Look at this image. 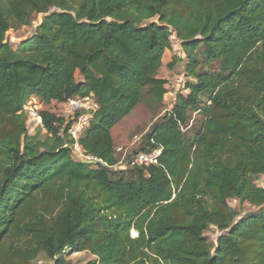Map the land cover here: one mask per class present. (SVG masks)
Here are the masks:
<instances>
[{
  "label": "trees",
  "instance_id": "obj_1",
  "mask_svg": "<svg viewBox=\"0 0 264 264\" xmlns=\"http://www.w3.org/2000/svg\"><path fill=\"white\" fill-rule=\"evenodd\" d=\"M38 14L31 37L5 41ZM172 34L194 80L146 135L144 150L162 149L157 164L125 178L112 128L144 93L163 101ZM89 93L98 109L78 143L94 165L74 159L61 114L40 110L28 133L30 97L58 105ZM190 112L202 119L188 137ZM260 175L264 0H0V264H264ZM229 199L255 211L240 215ZM210 226L223 232L214 252Z\"/></svg>",
  "mask_w": 264,
  "mask_h": 264
},
{
  "label": "rangeland",
  "instance_id": "obj_2",
  "mask_svg": "<svg viewBox=\"0 0 264 264\" xmlns=\"http://www.w3.org/2000/svg\"><path fill=\"white\" fill-rule=\"evenodd\" d=\"M44 14L35 15L29 25H23L18 28L9 29L5 35V41L8 42L13 48H16L17 45L28 39L34 33L35 27L39 24L40 20ZM157 21V18L148 20L147 22ZM171 49L166 52L163 57V63L159 70V76L165 78L168 82L167 93L163 97L162 102H158L147 96L145 93L142 96L139 104L133 109L128 115H126L121 121L120 124L115 127L112 131V136L115 139V148L121 146L123 150L128 152V156H132L135 152L144 150L149 145H147L146 135L152 131L154 125L158 124L163 116L166 114L176 102L178 94H186L187 90L185 89V84L188 80H194L193 78L186 75L185 66L187 63V58L185 53L182 51L179 40L172 34L171 37ZM203 69L208 71H218L219 65L217 62H205L201 66ZM77 81L81 80L79 72L75 74ZM37 105L38 110L48 109L57 114H61L63 107L57 104L50 103L49 105H44L40 103V99L36 98V102H33ZM190 118L188 124L192 123L191 127L184 130L183 132L189 137V135L194 134L196 131L195 128L201 123L202 115L201 113L190 112ZM193 119V122H192ZM39 125L37 122L29 118L27 120V130L29 134H34L36 128ZM116 126V125H115ZM41 134L44 135L45 131L41 129ZM134 136H138L136 142H132ZM119 140V141H117ZM72 154L75 160H80L83 162H90L91 165H94L92 160H87L85 157L80 156L74 148H72ZM117 160L122 157V153H116ZM116 170L120 167L115 168ZM125 178L132 176L130 167L126 171H122ZM255 183L264 187V176L260 175L256 177ZM229 205L236 209L240 215L247 214L249 212L255 211V208L248 203H241L238 199H229ZM241 218L237 217L234 224ZM229 231L226 230L224 233ZM221 232L215 226H210L204 231V237L209 243L211 250L214 252L215 247L217 246V240ZM135 232L131 231V236H135ZM73 261L77 259L90 260L94 257L89 253H81L79 255L68 257ZM42 261H46L45 258H40Z\"/></svg>",
  "mask_w": 264,
  "mask_h": 264
},
{
  "label": "built area",
  "instance_id": "obj_3",
  "mask_svg": "<svg viewBox=\"0 0 264 264\" xmlns=\"http://www.w3.org/2000/svg\"><path fill=\"white\" fill-rule=\"evenodd\" d=\"M38 99V98H37ZM36 102V96L30 97L25 105L24 110L28 113L29 118L37 122L38 125L41 124V118ZM41 103V102H40ZM62 106L61 115H63L68 126V135L72 140L71 147L79 152L80 156L85 157L87 160H96L91 156L84 155L81 146L78 143L79 137L84 133V131L90 126V123L94 117L95 112L98 109V104L92 95L89 93L83 96H73L69 98L66 102L58 104ZM138 136H134L132 142H136ZM161 147H155L148 150H141L135 152L131 157L128 156V152L123 150L121 146L115 148V154L122 153V157L117 160V163L113 168L120 167V169H126L127 167L137 166V167H148L149 165L157 164L158 158L161 154ZM79 252H73L71 256L79 255ZM38 261L37 264H40Z\"/></svg>",
  "mask_w": 264,
  "mask_h": 264
},
{
  "label": "crops",
  "instance_id": "obj_4",
  "mask_svg": "<svg viewBox=\"0 0 264 264\" xmlns=\"http://www.w3.org/2000/svg\"><path fill=\"white\" fill-rule=\"evenodd\" d=\"M168 51H169V50L165 51V53L168 52ZM165 53H164V54H165ZM162 63H163V60H162ZM36 98H38V97L36 96ZM38 99H39V98H38ZM119 124H120V122H119L118 124H116V126H114V127L112 128V131H113V129H114L115 127H117ZM112 137H113V136H112ZM113 141H114V143L116 142L115 139H114V137H113ZM117 141H119V140H117Z\"/></svg>",
  "mask_w": 264,
  "mask_h": 264
}]
</instances>
